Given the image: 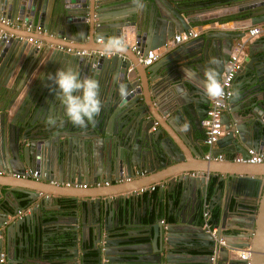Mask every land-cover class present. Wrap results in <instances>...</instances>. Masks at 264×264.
Masks as SVG:
<instances>
[{
	"label": "water",
	"instance_id": "95a60500",
	"mask_svg": "<svg viewBox=\"0 0 264 264\" xmlns=\"http://www.w3.org/2000/svg\"><path fill=\"white\" fill-rule=\"evenodd\" d=\"M231 1L238 2L236 4H239V12L250 11V14H245L242 17L232 13L235 17L234 20L249 19L252 25L262 21L259 18L264 13L256 12L261 9L260 7L264 8V0L248 5L247 3L255 2V0H143L145 4L143 10H138L133 4V0H0V12L6 17L29 19L33 25L38 24L48 32L46 36L41 34L34 36L35 30L26 34H18L22 39H19L18 36L16 38L4 37V33L0 34V170L23 174L24 169L30 167L37 171L36 177L32 179L21 177L16 178L17 180H8L4 178L6 181L4 185L15 187L13 190L21 188L19 191L28 196L31 201L30 205L40 199L48 202L54 195L78 198V200L93 197L92 194L78 192L79 188L72 186H57L59 188L57 193L50 190L51 183L49 182L51 181L80 183L86 180L94 182L102 175L107 176L102 162H97L94 165L87 156L81 157L80 153H74L77 152V149L72 148L70 135L58 133L60 130H71L75 127L64 115L63 106L58 102V86L55 87L57 90L52 92L51 97H47L43 102L33 103L27 98L25 103L23 101L16 110L14 109V112L12 111L18 102L17 98H19L22 84L15 87L10 86V76L19 62H30L31 67H34L45 60L44 62H48L54 70L65 66L79 67L82 73L95 75L97 79L98 74L104 68L108 86L114 84L115 88L108 95H106V91L103 92V100H106V96L111 99L113 103L110 104L113 105V108L128 101L132 103L131 109L135 108L140 96L144 97L146 104H149L148 98L152 101L157 116L152 111V118L144 125L140 133L134 137L128 134L115 150L107 154L111 167L121 169L125 166L126 172L130 176L135 170L147 169L151 171L152 167H155L153 165L155 159L153 160L151 152L154 148L153 135L150 134L149 128L154 121L159 122V126L162 125L159 116L166 117L164 121L170 123L175 131L177 127L181 128L187 138L201 140L200 135L203 133L201 121L205 117L210 103L209 97L204 92V73L207 69L214 68L221 77L234 41L242 37L245 30L239 33H230L225 29H217L211 31L212 35L196 36L175 45L148 66L142 65L138 61L135 52L126 50L124 53L128 58L123 60L122 55L106 56V52L102 48H93L85 42H96L98 38L102 42L113 37L125 39L126 32L129 30L133 32L135 40L142 47L143 54H146L148 49L158 48L172 39L174 35L189 30L192 24L199 20L194 19L195 17H191V15L201 11L211 14L215 10L210 9L219 7L223 9L224 6L231 5L227 3ZM244 2L246 5L241 4ZM110 6L114 9L107 10ZM107 13L111 14L106 15ZM221 15L224 14L220 13ZM218 23L224 22L219 21ZM8 28L13 27L8 26ZM0 29L12 33L14 36L17 35L12 29L4 30L2 26ZM47 36H54V39ZM28 37L37 39L40 43L33 45L27 41ZM58 40H63L64 43L58 42ZM56 46H61L63 49H58ZM67 47L87 49L88 51L93 49L99 53L95 55L90 51L88 56L83 58L65 52L64 48ZM130 64L135 68L136 77L134 78L130 77V71H128ZM142 69L145 76L139 74ZM236 76L237 79L232 84V96L222 115L226 133L218 139L219 147L216 152H213L214 156L221 152H226L228 156L233 153L246 155L248 147H253L258 152H264V48L253 50L252 47H249L248 55L244 57ZM141 79L142 86L140 85ZM121 84L129 93L125 100H122L119 94ZM243 84L248 86L243 88ZM140 92L142 94L139 96ZM139 106L143 108L142 105ZM141 108L140 116H144L145 113ZM52 115L58 117L57 127H59L57 130L52 127L51 122L48 127L45 126V122ZM251 117L256 119L254 122L252 120V123L249 122ZM91 131L95 137L88 142H96L99 138L96 137L94 129ZM102 131L104 133L105 129L98 128V132ZM60 136L63 139H60ZM144 143L148 149L147 154L146 150L140 148V145H144ZM202 147L203 145L200 146L199 151L203 154ZM78 149L80 148L78 147ZM194 152L192 153L194 154ZM209 161L201 162L200 167L190 166L182 169L178 173L179 182L185 186L188 181L190 184L195 181L201 191L204 188L207 175L208 178L211 175L220 174L219 180L222 185L218 183L216 186L215 196L218 197V200L215 202L221 209V223H231L233 228L229 235L241 238V241L236 243L229 242L231 246L249 247L250 251L248 261L235 262L238 264H264V162L258 164L238 163L231 158H226L223 161ZM190 171H200L204 175L191 176ZM2 181L0 180V182ZM138 184H133L128 190L136 188ZM182 191L185 193V190ZM104 196V194L98 195V197ZM98 197L95 196V198ZM215 202L210 204L211 209ZM91 203L94 213L92 223H95L97 227L95 232L98 244L101 239L105 241L102 245L93 241L92 249L97 253L95 264H134L135 262L185 264L191 259H201L206 264H212L209 256L213 239L196 222L189 221L190 227L182 224L184 223L181 217L182 213L176 215L174 213L175 221L170 223L166 229H163L159 223L157 226L154 225V236L151 242L152 246H150L157 252L156 255L147 251H136L138 248L136 246H124L117 253L111 251V246L119 247V243L126 242L128 239L116 240L111 237L110 232L106 238H102L103 231L107 230L105 225L103 223L101 225L99 221L100 216L104 215L105 206L102 201H92ZM20 208V205L14 204L5 206L2 203L0 205L2 211L0 216V254L4 246V249L9 253L4 259L6 264L8 260H14L12 253L14 256L15 249L12 248V243L10 245L11 241L9 240L13 229H18L20 232L21 225L33 223L34 212L39 207H34V210L32 209L29 214H25L17 221L13 219L7 223L8 216L13 215ZM157 210L156 214L158 215L159 206ZM230 212L237 213L240 217H232L229 220ZM243 213L245 216L242 215ZM73 218L76 222L77 218ZM83 229H86V232L89 231L87 225L83 226ZM174 234L179 237L174 238ZM186 235L189 238H185ZM198 245L200 247L197 250L199 255L192 254L191 251ZM221 249V254H225V248ZM73 254L77 256L76 252ZM132 254L136 256L131 257ZM102 258L107 261H102ZM8 264L11 262L8 261Z\"/></svg>",
	"mask_w": 264,
	"mask_h": 264
},
{
	"label": "crops",
	"instance_id": "0c3cea01",
	"mask_svg": "<svg viewBox=\"0 0 264 264\" xmlns=\"http://www.w3.org/2000/svg\"><path fill=\"white\" fill-rule=\"evenodd\" d=\"M260 1L261 0H255V2H249L247 3V5ZM227 3L231 5L224 6L223 9H221V7L217 9H210L215 10L214 12H211V14H207L205 11H201L198 14L195 13L191 15V17H195L194 19L199 20L194 22L189 30L197 32V37L200 35H203L204 37H206V35H212L211 31L217 29H225L230 33H239L245 30L244 35L235 40L233 46L241 41H245V45L243 46L245 50L244 57L248 55L249 47H252L253 50L263 49L264 15L260 16L259 18L262 19V21L254 25L251 24L249 19L236 21L234 20L235 17L232 15V13H236L238 17H242L245 14H250V11L239 12V4H236L238 2L233 3L231 1ZM241 4H245V2ZM260 8L261 9L256 13H264V8ZM113 9L114 8L112 6L107 8V10ZM218 10H220L221 12H219ZM220 13H223L224 15L220 16ZM0 14L5 15L1 12ZM110 14L111 13H107L106 15ZM216 16H218V18H216ZM219 21L224 23H218ZM0 26H2L4 30L12 29V31L16 32L17 35H15V38L17 36H20L18 34L27 33V31H25V29L21 26L15 27L12 25H6L2 22H0ZM8 26L13 27L14 29L8 28ZM253 26L261 27L262 32L258 35H255L254 37L248 38L246 36V33ZM1 33H5L6 35L12 34L4 32L0 29V34ZM39 34L46 36L48 35V32L46 30H43L41 27L40 32L34 31V36H39ZM47 37L49 38L50 36ZM50 38L54 39V36ZM19 39L22 38L19 37ZM98 39L96 40V42L86 41L85 43H89L93 48H101V45L104 41L102 42L101 39ZM124 40L127 43V50L133 52L129 47L132 43L135 42L133 32L127 30ZM58 42L64 43L63 40H58ZM171 48L172 47H169L168 51ZM90 51L95 55L99 53L93 49ZM230 53L231 51L229 52V55ZM110 55L112 54L106 53V56ZM119 55H122L123 60L128 58L125 53ZM86 56H88V54ZM86 56H83V58H85ZM22 60L24 61V58H22ZM44 61L45 60H42L41 62H39V65L36 64L34 67H31L30 62H19L18 65L14 68V71L10 76V86L15 87L20 86V84L22 85L19 91V98H17L18 102L16 103L15 108H12L13 112L23 101L25 103V100L27 98V100H29L30 102L38 104L40 103V101L43 102V100H46L47 97H51L50 95L53 92L52 89H55V87L57 86L53 83L52 80L48 79V77L49 75H55L58 70H54V68L50 67V64L48 62ZM130 65L131 66L129 67L130 69H128V71H130V77L134 78L136 77V74L134 73L135 68L132 66V64ZM103 69L102 72L98 74V79L101 85L100 98L103 102V109L100 116L96 118L95 125H89L86 129L72 126L73 128L71 130H60L58 133L62 132L70 135L72 148L74 147L77 149V152L74 153H80L81 157L87 156V158L91 160L94 165L97 162H102L107 176L105 177L104 175H102L94 182H88L86 180L80 182L81 184L86 183L87 188H79L78 192L82 194H92L93 197H85L78 200V198L73 199L71 197L54 195L51 196L48 202L40 199L36 200V203L33 202L29 205L31 201L26 194L19 191L21 188L19 190H13L15 187H6L4 185V183L6 182L4 181V178L8 180L18 179H16V177L12 175L13 172L5 171L4 174H0V180H3L2 182H0V184H2L0 185V205L2 203L5 204V206L14 204L18 206L20 205L21 207L20 210H18L16 213L8 216L7 223L13 219L17 221L25 214H29L32 209L34 210V207L40 208V212L39 208H37V210H35L34 212L33 223L30 222L29 224L21 225L20 232H18V229H13L12 236L9 238V240L11 241L10 245L12 243V248L15 249V254L13 256L12 253V257H14V260L10 259L8 261H10L11 264H83L82 256L88 254L90 252L89 249L93 250V241L98 244V237L96 236L95 232L97 227L95 223H92L94 219L93 206L91 203L92 201H102L103 206H105V208L103 209L104 217L101 215L99 222L101 225L102 223L105 225L107 231H103L101 237L106 238L108 236V233L110 232L111 237L116 240L128 239V241L126 242L119 243V247H110L111 251L113 250L115 253L121 251L124 246H136L138 247L136 251H147L151 252L153 255H156L157 252H155L154 248L151 247V242L154 236V225L157 226V224L159 223L162 225L163 229H166L170 223L175 221V215L178 213H182L181 217L184 220V223L182 224H186V227H190L189 221H192L199 224L202 229L201 210L204 198L208 201L211 215V211H214L215 209L219 212L216 220L212 221L218 225L227 226L225 234L228 235V241L230 243L241 241V238L231 237L229 235L232 233L233 228V226H231V223H221V209L216 204L217 202H215L218 200V197L215 196L217 192L216 186L218 183H221L222 185V182H220L219 180L220 174L211 175L208 178L207 175L204 181V188L201 191L199 189V185L195 184V181L191 184L188 181L186 183L187 185L185 186L182 182H179L180 178H178V173L181 172L182 169L188 168L190 166L200 167L201 162L203 161L210 162L209 160L207 161L204 158V153L206 151V146L203 143L204 128L202 135H200L201 140H192L186 137V133H184L181 128L177 127L175 125V122L174 125L177 127L176 131L173 129L170 123L168 124L164 121V118L166 117L162 118L159 116L162 125L159 126L160 123L154 121L153 125H151V127L149 128L150 134L153 135L154 148H152L151 151L153 160L155 159V162H153V165H155V167H152L153 170H135L130 176L127 174L125 166L119 169L111 167L109 165L107 154L115 150L116 147L127 137L128 134H131L134 137L138 133H140L144 128V125L148 123V121L152 118V111L156 116L157 114L152 101H150V99L148 98L149 104H146L144 101V97L140 96L142 94L141 92L138 93L140 98L137 106L132 109V103L130 101L125 102L121 106L119 105L113 108V105L110 104L113 103L111 99L107 98L106 96V100H103V92L105 93L106 91V95H108L110 94L111 90L115 88L114 84H110V86H108V82H106L105 78L107 76L104 73L105 69ZM139 74L145 76V72L143 71V69ZM236 79L237 76L235 77L234 81ZM140 85L142 86V79ZM242 86L243 88H246L248 85L243 84ZM139 105H142L143 108H141ZM140 108L142 109V111H144V116H140ZM251 118L249 119L250 123H252V120L253 122L256 120L255 118ZM52 121L55 122L53 123ZM50 122L52 123V127L57 130L59 127H57V123H59L58 117L54 115L50 116L48 121L45 122V126L48 127ZM98 128L105 129L104 133L103 131L101 133L98 132ZM91 129H94L96 137L99 138L98 140H96V142H88V140H92L95 137L93 136ZM60 139H63V137L60 136ZM145 143L144 145H140V148L141 150H146L147 154L148 149L146 148L147 146H145ZM201 145H203V154L199 151ZM78 147L80 149H78ZM218 147L219 146L216 144V149L214 152L218 150ZM194 150L196 153L194 152ZM192 152H194V154ZM220 154L224 155L223 160H225L226 158H231L233 160V157L237 153H233L231 154V156H228L226 152H221ZM76 157L77 159H79L77 155ZM27 169L34 170V168L27 167L24 169V171ZM189 174L191 176L197 177L204 175V173L200 171H190ZM22 178L32 179L34 178V176ZM104 181H108L109 184L96 185V182ZM211 181H213L214 184L211 192L209 193V184ZM49 183H51L50 190L56 191L58 193L59 188H57V186H66L67 182L54 180ZM135 183L141 184L137 185H140L139 187L136 186V188L128 190ZM182 190H185V193H183ZM99 194H104L105 196L98 197ZM95 196H97L98 198H95ZM24 200L27 201V204L25 206H22V201ZM222 200L223 198L221 199V202ZM213 202H215V204L211 209L210 204ZM158 206L159 213L157 215L156 212L158 211ZM1 212L2 211L0 209V216ZM174 213L175 215H173ZM229 214L231 215L229 217V220L232 217H240V215L234 212H230ZM242 215L245 216V213H243ZM73 217L77 218L76 222L75 220H73ZM85 225H87L89 228V231L87 232L86 229L82 230L83 226ZM173 236L174 238L179 237L176 234H174ZM186 237L189 238L188 235H186L185 238ZM70 239H72L70 245L68 247H64L62 245V242L69 241ZM104 243V239H101L98 245H102ZM199 248L200 247L198 245L196 249H193L191 251V253L199 255V253L197 252ZM73 252H76L77 256H75ZM7 254L9 255V253H7V250H5L3 246L2 252L0 254L1 257H3V261L0 260V263L6 264V261L4 259L5 257H7ZM130 256L133 257L136 255L132 254ZM87 258H89V260L92 259L90 258V256ZM102 261L105 262L107 260L105 258H102ZM216 262V264H220L221 260L218 259ZM94 263H96V261ZM134 264L147 263L135 262ZM185 264H206V262L201 259H191L190 262Z\"/></svg>",
	"mask_w": 264,
	"mask_h": 264
},
{
	"label": "built area",
	"instance_id": "2783aa9c",
	"mask_svg": "<svg viewBox=\"0 0 264 264\" xmlns=\"http://www.w3.org/2000/svg\"><path fill=\"white\" fill-rule=\"evenodd\" d=\"M0 22L6 25H12L15 27L22 26L25 31L30 32L32 30L41 31L40 25H33L31 21L23 18L16 17L15 19H10L5 15L0 14ZM262 32V28L259 26L251 27L246 36L248 38L254 37ZM197 32H193L191 30L183 31L174 35V37L164 43L162 46L158 48L148 49L146 54H143V49L139 46L138 42L135 40L129 47L135 52L138 57V61L144 65H151L154 61H156L162 54L166 53L169 47H174L175 45L180 44L183 41H187L191 38L197 36ZM3 36L15 37L13 34ZM21 38V37H20ZM28 42L38 45L40 41L37 39H33L32 37L26 38ZM100 40V39H98ZM245 45V41H241L233 46L231 53L229 55V59L225 63L224 70L221 75V80L227 82V87L225 89L226 96L223 100L222 104H218L216 100L210 98V103L208 105L206 115L201 121V125L204 128V140L203 143L206 146V151L204 153V158L206 160H219L223 161L224 155L218 154L217 156L213 155V152L216 149V144L218 139L223 136L226 131L222 122V115L224 110L228 107V100L232 96V84L235 79V76L241 66V63L244 59L245 50L243 46ZM58 49H63L61 46H56ZM64 51L70 54L78 55L80 57L86 56L90 52L86 49H74L71 47L64 48ZM130 69V68H128ZM228 93H231L229 95ZM233 161L238 163H248V164H258L264 162V152H258L253 147L247 148L246 155L241 153H237L233 157ZM5 171L0 170V174H4ZM14 177H32L36 176L37 172L32 169H27L23 172V174L13 173ZM108 185V181L104 182H96V185ZM68 187H76V188H87L86 183H66ZM201 219H202V229L204 232L209 233L211 238L213 239V245L211 248V254L209 259L212 263L216 264L217 260L220 259V264H238L235 261H248L250 257L249 247L237 248L230 245L228 241V235L225 234L227 230V226H221L212 221L209 204L208 201L204 198L202 202V210H201ZM222 247L225 248V254H221ZM2 260V259H1Z\"/></svg>",
	"mask_w": 264,
	"mask_h": 264
},
{
	"label": "clouds",
	"instance_id": "9594fccd",
	"mask_svg": "<svg viewBox=\"0 0 264 264\" xmlns=\"http://www.w3.org/2000/svg\"><path fill=\"white\" fill-rule=\"evenodd\" d=\"M133 4L138 10H143L145 7L143 0H133ZM101 48L109 54H123L127 50V43L123 37H113L105 40ZM204 78L205 94L216 100L218 104H222L226 96L227 82H222L218 71L214 68L207 69ZM48 79L58 86V102L63 106L64 115L73 126L84 129L89 125L94 126L96 118L103 109L99 79L95 75H85L79 67L73 66L59 69L55 75H49ZM119 94L122 100H125L129 94L123 84L120 85ZM0 260L3 261V257Z\"/></svg>",
	"mask_w": 264,
	"mask_h": 264
},
{
	"label": "trees",
	"instance_id": "16d2710c",
	"mask_svg": "<svg viewBox=\"0 0 264 264\" xmlns=\"http://www.w3.org/2000/svg\"><path fill=\"white\" fill-rule=\"evenodd\" d=\"M213 184H214L213 181H211L210 184H209V193L212 190ZM26 204H27V201L26 200L22 201V206H25ZM211 213H212V215H211L212 220L215 221L216 218L218 217V213L219 212L215 209L214 211H211ZM71 242H72V239H70L69 241H66V242H62V245L64 247H68ZM89 251L90 252L88 254H86V258L88 256H91L90 258H92V259L91 260H88V258H87V264H95L94 262H95V257H96L95 256L96 255V251L95 250H91V249H89Z\"/></svg>",
	"mask_w": 264,
	"mask_h": 264
},
{
	"label": "flooded vegetation",
	"instance_id": "af4514ba",
	"mask_svg": "<svg viewBox=\"0 0 264 264\" xmlns=\"http://www.w3.org/2000/svg\"><path fill=\"white\" fill-rule=\"evenodd\" d=\"M209 100H210V98H209ZM208 108V107H207ZM198 214V213H197ZM194 218V217H193ZM74 242H75V240H74ZM97 254V253H96ZM96 256V255H95ZM83 257V261H82V263L83 264H87V258H86V254L85 255H83L82 256ZM89 257V256H88ZM91 257V256H90ZM88 260H89V258H88Z\"/></svg>",
	"mask_w": 264,
	"mask_h": 264
}]
</instances>
